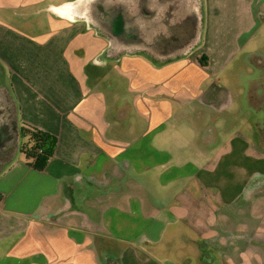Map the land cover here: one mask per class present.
Masks as SVG:
<instances>
[{"label": "crops", "instance_id": "0c3cea01", "mask_svg": "<svg viewBox=\"0 0 264 264\" xmlns=\"http://www.w3.org/2000/svg\"><path fill=\"white\" fill-rule=\"evenodd\" d=\"M253 59L264 0H0V264H264Z\"/></svg>", "mask_w": 264, "mask_h": 264}, {"label": "rangeland", "instance_id": "374dc122", "mask_svg": "<svg viewBox=\"0 0 264 264\" xmlns=\"http://www.w3.org/2000/svg\"><path fill=\"white\" fill-rule=\"evenodd\" d=\"M244 68L246 70H251L250 73H246V72L243 73L244 76L247 78V81L249 82L246 83L245 86L246 88L240 89L243 90L242 93L241 91H239V88H237L235 94L237 98L238 96L241 97L242 101L244 100V102H246L247 98H249V102L251 105L250 107L248 106L245 107L244 105V110H242L243 112H242L241 120L233 124H230L229 122L226 125L228 126L229 129L228 131H231L234 128H238L244 131L246 134H250L251 131L253 132L256 126L259 129L264 127V88L263 90L260 91L261 95L256 94L257 87H259V89L262 88L261 78L264 76V74L262 73V69L261 66L259 65L258 59L248 60L247 65H245ZM252 82H255L254 89L251 88L253 87ZM247 84L250 85L247 86ZM234 110H235L234 108L231 110V113L233 115L237 114V112H235ZM210 125H208V127L206 126V130L214 131L215 127L217 126V121L210 123Z\"/></svg>", "mask_w": 264, "mask_h": 264}, {"label": "trees", "instance_id": "16d2710c", "mask_svg": "<svg viewBox=\"0 0 264 264\" xmlns=\"http://www.w3.org/2000/svg\"><path fill=\"white\" fill-rule=\"evenodd\" d=\"M20 135L23 140L20 152L27 164L37 170H43L54 152L56 138L30 125H22Z\"/></svg>", "mask_w": 264, "mask_h": 264}]
</instances>
